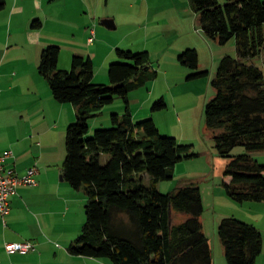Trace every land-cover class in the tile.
I'll list each match as a JSON object with an SVG mask.
<instances>
[{"label": "trees", "instance_id": "1", "mask_svg": "<svg viewBox=\"0 0 264 264\" xmlns=\"http://www.w3.org/2000/svg\"><path fill=\"white\" fill-rule=\"evenodd\" d=\"M206 35L221 44L235 38L238 57L225 55L206 104V126L213 131L218 154L231 158L223 171L227 194L240 203L264 201V163L253 152L264 151V0H189ZM7 0H0V11ZM42 21L36 18L32 26ZM61 47L46 46L40 73L55 99L72 103L77 120L67 129L63 177L86 196V221L69 246L73 255L109 259L111 264H214L204 231L200 186L185 184L162 193L157 185L174 177L183 159L199 155L176 137L162 135L154 118L134 119L129 94L154 79L149 51L117 49L110 65L111 84L96 83L90 56H73L72 69L59 67ZM198 69L199 53L189 48L179 55ZM209 75L200 70L189 78ZM121 97L123 114H112V126L89 136L90 119ZM162 97L154 110L166 107ZM243 145L247 153L233 155ZM103 154L110 158L103 164ZM146 175L150 184H145ZM188 214L174 224L172 212ZM219 235L227 264H256L263 250V233L235 216L224 217Z\"/></svg>", "mask_w": 264, "mask_h": 264}, {"label": "crops", "instance_id": "2", "mask_svg": "<svg viewBox=\"0 0 264 264\" xmlns=\"http://www.w3.org/2000/svg\"><path fill=\"white\" fill-rule=\"evenodd\" d=\"M109 1L7 0L6 7L0 11V154L8 150L14 152V157L7 158L6 166L14 167L20 176L33 166L38 168V183L19 185L10 198V213L5 218L0 213V264H111L104 259L73 255L69 250L86 221V196L63 177L67 152L61 137L66 126L76 121L77 108L72 103L57 101L39 71L43 49L58 44L61 47L60 68L70 69L72 55L79 52L93 59V81H108L105 63L113 56L116 46L124 47L117 42L108 44V32L98 24L99 21L104 24L105 16L112 17L104 15L101 9L107 7ZM146 1L139 2L137 11L141 14ZM36 18L42 21L38 28L32 26ZM151 24L149 5L139 29ZM93 28L96 38L89 43ZM135 44L129 43L134 51ZM100 53L104 58L102 70L97 67ZM222 54L218 59L224 57ZM199 64L200 67V53ZM150 91L149 95L155 94ZM131 93L132 103L138 99V91ZM242 205L248 208V214L241 219L254 224L263 233V250L256 264H264V201H248ZM22 241L33 242L35 248L29 252L6 249V244ZM59 243L61 245L57 246ZM211 247L214 264H218L212 243ZM222 255H225L224 246Z\"/></svg>", "mask_w": 264, "mask_h": 264}, {"label": "rangeland", "instance_id": "3", "mask_svg": "<svg viewBox=\"0 0 264 264\" xmlns=\"http://www.w3.org/2000/svg\"><path fill=\"white\" fill-rule=\"evenodd\" d=\"M140 1L111 0L107 7L102 6L101 8L104 15H112L111 18L114 19L112 27L102 24L101 21L98 23L108 32V44L116 42L124 44V47L116 46L113 56L105 63L108 76L110 77L111 63L118 61L117 49L132 50L129 43H136L135 52H150L152 68L149 71L156 75L158 73V75L154 79H150L146 85L133 91H138L136 101L132 100L131 103L129 94L131 110L135 112L134 119L142 121L154 118L162 135L176 137L180 143L191 145L192 151L199 153L197 156L178 162L174 167V177L160 181L157 187L162 193H169L185 184L195 183L200 186L205 208L202 215L204 228L211 239L218 264H224L226 257L222 255L224 245L219 235L220 222L228 216L245 217L244 215L248 214V208L243 207V203L230 197L225 190L223 171L231 158L218 154L215 146V134L206 126L205 107L215 95L212 80L221 61V58H218L222 53L223 56L229 54L238 57L236 40L233 38L226 44H221L208 37L189 0H147L142 14L141 11L140 13L137 11ZM131 4L134 5V8L130 7ZM149 5L151 6L152 24L139 29V23L147 15V6ZM106 18L108 17L105 16L104 19ZM124 40L125 42H123ZM92 42L89 41V43ZM189 48L198 49L201 54V66L198 69L184 64L179 59V55ZM76 54L79 52L74 53L72 57ZM1 59L0 56V61ZM102 60H104L103 54L100 53L97 58L99 70H102ZM200 70H209V75L189 78L191 74ZM100 77L102 78V72ZM42 78L48 82L44 76ZM98 83L111 84V79ZM150 90L155 94L149 95ZM158 93L161 95L156 96ZM162 97H164L167 106L154 110V104ZM125 109L123 99L116 97L114 102L106 105L97 116L90 119L89 136L93 135L98 128L111 127L112 114H123ZM68 125L61 137L63 138L61 144L63 143L65 149ZM247 152L245 146L238 145L233 149L232 154L240 155ZM253 153L260 163H264V151ZM109 158V154H103L101 162L105 164ZM144 182L147 185L150 184L148 175ZM222 192L227 200L222 196ZM172 217L173 223L178 224L186 220L188 214L173 211ZM104 260L111 263L107 258Z\"/></svg>", "mask_w": 264, "mask_h": 264}, {"label": "built area", "instance_id": "4", "mask_svg": "<svg viewBox=\"0 0 264 264\" xmlns=\"http://www.w3.org/2000/svg\"><path fill=\"white\" fill-rule=\"evenodd\" d=\"M96 38L95 30H92V36L89 41L92 42ZM12 150L0 154V213L5 218L11 211L10 198L17 192V187L21 184L36 185L38 168L33 166L28 169L26 174L18 175L14 167H7L6 160L14 157ZM35 248V244L31 241L10 242L6 244L9 252H29Z\"/></svg>", "mask_w": 264, "mask_h": 264}, {"label": "water", "instance_id": "5", "mask_svg": "<svg viewBox=\"0 0 264 264\" xmlns=\"http://www.w3.org/2000/svg\"><path fill=\"white\" fill-rule=\"evenodd\" d=\"M102 21H103L104 24H106L108 26H111V27L113 26V22L114 21L111 18H106V19H103Z\"/></svg>", "mask_w": 264, "mask_h": 264}]
</instances>
